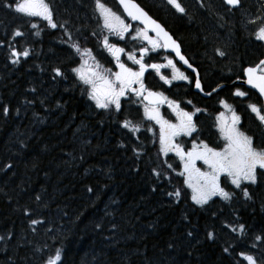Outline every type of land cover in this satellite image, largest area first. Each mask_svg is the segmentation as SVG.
Wrapping results in <instances>:
<instances>
[{
    "label": "trees",
    "instance_id": "trees-1",
    "mask_svg": "<svg viewBox=\"0 0 264 264\" xmlns=\"http://www.w3.org/2000/svg\"><path fill=\"white\" fill-rule=\"evenodd\" d=\"M49 2L57 22L70 21L73 40L90 49L102 68L114 72L101 42L94 0ZM104 2L121 13L114 0ZM136 2L180 42L204 87L214 89L257 61L258 48L249 36L255 25L247 20L257 16L258 0H242L243 9L235 16L225 13L221 0H203L205 7L197 0H181L186 15L163 0ZM222 15L226 19L221 20ZM33 22L40 27L32 29L28 18L0 7V41L9 40L19 28L25 36L13 43L31 51L27 60L13 65L7 45L0 48V235L13 237L0 241V264H44L55 249L62 251L61 264H232L222 252L230 234L221 221H231L233 210L218 197L205 206L207 211L190 199L177 204L167 197L165 189L183 188V178L176 175L179 163L173 156H158L156 136L146 131L152 124L144 120L136 100L122 99V111L115 116L97 109L71 70L79 66L81 55L63 42V30ZM110 42L138 48L128 39L112 37ZM216 49L227 56H217ZM54 67H61L66 78L54 79ZM165 90L187 110L191 105L186 102L195 99L192 84L183 83L180 96L174 85ZM223 90L209 105L199 102L204 111L197 120L198 134L216 147L220 140L212 119L222 110L218 97ZM242 112L247 127L258 133L254 117L246 109ZM125 118L142 121L139 141L121 128ZM133 144L143 153L140 159L131 151ZM164 159L176 170H168L172 184H160L152 175V168ZM8 163L11 169L4 167ZM153 187L158 190L153 192ZM262 204L264 186L254 190V202L235 205L241 222L257 234L264 231ZM212 213H218L215 219ZM32 220L42 223L33 225ZM213 227L215 242L205 235ZM190 228L191 238L185 235Z\"/></svg>",
    "mask_w": 264,
    "mask_h": 264
},
{
    "label": "snow or ice",
    "instance_id": "snow-or-ice-1",
    "mask_svg": "<svg viewBox=\"0 0 264 264\" xmlns=\"http://www.w3.org/2000/svg\"><path fill=\"white\" fill-rule=\"evenodd\" d=\"M117 2L123 10L122 13L114 11L104 0H94L93 9L98 15V26L102 29L101 42L103 47L112 56L118 69L115 72L111 69L102 68L90 49L82 48L78 41L73 40V33L67 27L70 21L65 20L63 24L57 22L49 0H0V7L28 18L32 29L40 27L37 22H33L39 20L44 22L48 28L63 30L64 35L67 36V40L63 42L68 43L75 53L81 55L79 67H73L71 70L80 83L85 86L84 91L88 99L94 102L97 109L103 110L109 116L120 114L122 98H126L130 94L136 98L135 102L142 103L144 120L159 126L158 156L167 158L172 153L179 159L182 166V171H176L173 165L164 159L157 162V167L152 168V175L160 184L164 180L172 184L168 170L176 171L177 176L183 177V188L174 186L171 190L165 189V195L174 198V202L177 204L182 199H190L193 205L204 211H207L205 206L210 205V202L215 203V198L218 197L233 210L234 214L231 221H221L222 229H227L230 234V238L224 241L222 252L231 258L232 264H264V231L259 234L252 232L248 225L241 222L242 218L238 215V209L235 207L241 201L244 202L245 206L248 202H254V190L264 186V142L257 143L254 135L241 128V117L232 105L224 100H221L220 104L225 112H221L216 117V128L220 139L224 142L223 146L217 149L209 146L203 140L197 142V138L193 136L194 133L198 132L194 117L204 110L195 108L194 111H187L181 107V102L170 99L163 92L150 89L145 83V73L151 68L166 85H171L172 81L194 82L195 89L203 93L204 88L197 68L182 52L180 42L136 0H117ZM197 2L201 7H205L203 0H197ZM166 3L176 13L187 14V8L181 0H166ZM221 4L225 13L232 16L243 9L242 0H221ZM220 19L224 20L226 16L222 15ZM247 24L255 25L249 29L250 38L260 46H264V16L249 18ZM91 34L97 35L95 31ZM129 34L131 35L129 36ZM35 35L39 36L40 32L37 31ZM24 36L25 33L16 28L13 29L9 40L0 41V48L7 45L8 58L13 65L19 64L21 58L27 60L31 55L30 49L21 50L15 46V44H19L17 38ZM111 37L121 41L130 38L132 41L139 42L141 45L138 50L139 56L136 55L135 50L126 52L125 47L111 43ZM161 50L174 53L180 62L191 69L192 73H195L194 81L176 66L173 59L165 57L166 64L145 62L146 56ZM215 52L221 58L227 56L225 51L216 49ZM122 55H126L127 60L131 61L132 64L138 65V70H134L123 62L121 60ZM162 68H171V79L161 75L160 70ZM52 72L54 79L57 77L66 78L61 67H54ZM242 76L244 79L240 82L256 90L259 96L264 98V59H260L253 66L244 67ZM204 94L211 96L212 92ZM234 95L246 97L248 92L238 87L234 91ZM186 103L191 105L193 102L188 100ZM163 105L171 110L175 116V122L162 115L160 108ZM248 108L258 122L257 127L264 130V105L250 103ZM2 111L5 116L9 114L7 106L3 107ZM120 126L131 133L135 141L140 140L136 134L141 132L142 121L134 122L125 118ZM146 131L153 132L152 126H147ZM153 136H156L155 132H153ZM181 137L191 138L190 150H185L183 142H180ZM153 143H157V140H153ZM120 146L125 147L123 144ZM131 151L137 159L143 155L135 144L131 146ZM198 161L206 166V171L197 167ZM4 167L11 169L13 164L8 163ZM137 171H139L138 168ZM185 188L189 190L188 193L184 191ZM88 190L92 191L91 188ZM157 190V187L152 188L153 192ZM262 208H264V204H262ZM222 211L223 209H221ZM217 215L218 213H212L213 219ZM183 218L190 223L187 215ZM31 223L36 225L42 221L32 220ZM185 235L191 238L194 237V232L190 228ZM205 235L209 241L215 242L218 239L214 227L206 230ZM12 238L10 233L6 236L0 235V241H10ZM61 262L62 251L55 249L52 254L48 255L44 264H61Z\"/></svg>",
    "mask_w": 264,
    "mask_h": 264
},
{
    "label": "flooded vegetation",
    "instance_id": "flooded-vegetation-1",
    "mask_svg": "<svg viewBox=\"0 0 264 264\" xmlns=\"http://www.w3.org/2000/svg\"><path fill=\"white\" fill-rule=\"evenodd\" d=\"M258 4H259V7H258V11H257V16H264V0H258ZM256 16V17H257ZM255 17V18H256ZM130 22V21H129ZM131 35V34H129ZM112 38V37H111ZM110 38V40H111ZM128 41H132L130 40V38H128ZM135 42V41H134ZM256 45H257V48H258V55H257V61L254 63V65L256 63H258V61L260 59H264V46H260L257 42H256ZM141 46V45H140ZM139 47V45H138ZM140 48V47H139ZM125 51L126 52H129V51H133L131 49H128V48H125ZM160 52V53H159ZM159 52H153V53H150L148 56L145 57V62L146 63H159V64H166L167 63V60L165 59V57L169 58V59H173V57L170 55V54H166V53H163L161 51ZM137 56H139V51L137 52ZM106 58H109V60L111 62H114V59L112 58V56L107 53L106 54ZM126 55H122L121 56V60L123 62H125L126 64H128V66L132 67L133 69L135 70H138V65H132L131 63H128L129 60H126ZM176 66L181 70L183 71L186 75L189 76V78L191 80L194 81L195 79V76L190 74L188 71L182 69V67L179 65V64H176ZM253 66V65H252ZM114 67V70L116 68V66H113ZM116 70L118 71V69L116 68ZM160 73L161 75H164L166 77H168L169 79H171V76H172V70L171 68H162L160 70ZM199 78L201 80V76L199 75ZM244 79V77L242 76V71L240 72V74H238L236 77H233V78H230V79H226L224 83L218 85L217 87H215L214 89H216V91H213V89L211 87H204L203 83H202V80H201V83H202V86L204 88V92L203 93H197V92H194V82L193 83H188L186 81H172L171 85H166L163 83L162 80H160L159 76L156 74V72L154 70H152L151 68H149V70L145 73V83L146 85L154 90V91H158V92H163L165 95H167L170 99H172L168 92L165 90L169 87H171L172 85L175 86V91L176 93L180 96L182 94L181 90H179L180 86L183 84V83H188V84H192V92L194 93L195 95V99H193V103L191 104V106L188 108V110L190 111H194L195 108H200L199 106V102L201 103H205L207 105H209V100L212 101V98H213V95L218 92L219 90L221 89H224V93H222L221 95H219L218 97V101H219V105L221 106L220 104V101L221 100H224V101H227V103H229L230 105H232L233 109L236 111V113L241 117V128L248 132L249 134L251 135H254L256 137V141L257 143H261V142H264V130L260 129V128H257L258 129V133L255 132L254 129H252L250 126L247 127L246 125V120H245V116L243 114V110H248L249 113L254 117V114H252L248 108V105L250 103H255L257 105H264L263 103V100L262 98L255 92L253 91L252 89L250 88H247L246 86H244L240 81ZM177 86V88H176ZM240 88L241 90H244V91H247L248 92V95L246 97H236L234 95V91L237 89V88ZM164 89V90H163ZM206 92H212V95L211 96H208L204 93ZM127 99L128 98H131L133 100H136V98L134 96H132L131 94L126 97ZM126 98H122V99H126ZM138 105H142V103H139L137 102ZM141 107V106H140ZM222 108V106H221ZM143 108H141V114L143 116V111H142ZM185 110H187L186 108H184ZM187 110V111H188ZM160 111L162 113V115H164V117L166 119H170L172 122H175V116L172 114L171 110L168 109V107L166 105H163L161 106L160 108ZM201 113V112H200ZM198 113L196 115V117H194V119L198 120L199 118V114ZM220 113V112H219ZM218 113V114H219ZM217 114V115H218ZM216 115V117H217ZM216 117L214 118V121L212 119V122L215 123L216 125ZM255 119V117H254ZM256 120V119H255ZM150 122V121H149ZM257 122V121H256ZM152 124V128L155 129V133L158 132L159 130V126L158 125H155L153 122H150ZM258 123V122H257ZM215 133V132H214ZM216 137L218 138V141L220 140V144L218 147H216V144L215 146H212L209 144V146L211 147H215L217 149H219L221 147V139H220V136H219V132L216 128V133H215ZM194 137L197 138V142H199L200 140H203L204 142H207L206 140V136L204 135H201V134H198V132L194 133L193 134ZM184 141V148L185 150H190L191 149V138H188V137H181L180 138V142H183ZM208 143V142H207ZM174 158H176V160L178 161V166L180 168V171H182V166L180 165V161L179 159L174 155V154H171ZM197 167H200L202 170H207L206 169V166H204L202 164V162L198 161L197 162ZM183 178V177H182Z\"/></svg>",
    "mask_w": 264,
    "mask_h": 264
},
{
    "label": "water",
    "instance_id": "water-1",
    "mask_svg": "<svg viewBox=\"0 0 264 264\" xmlns=\"http://www.w3.org/2000/svg\"><path fill=\"white\" fill-rule=\"evenodd\" d=\"M114 1L116 2V4L118 5V7L120 8V10L123 11L122 8L120 7V5L118 4L117 0H114ZM141 27H142V26H141ZM163 52H165V51H163ZM165 53H168V54L172 55L173 58H174V60H175V62H176L177 64H179V65L182 67V69L188 71L190 74H192V75L195 76V73H192L191 69L187 68L186 65H184L182 62H180V61L178 60V58L175 57V54H174V53H171V52H165ZM243 85L246 86L247 88H249L246 84H243ZM250 89H251V88H250ZM193 90H194V92L202 93V92L198 91L197 89H195V86H194V89H193ZM252 90L255 91V92L259 95V93H258L256 90H254V89H252ZM205 96H206V95H205ZM262 100H263V103H264V98H262Z\"/></svg>",
    "mask_w": 264,
    "mask_h": 264
},
{
    "label": "rangeland",
    "instance_id": "rangeland-1",
    "mask_svg": "<svg viewBox=\"0 0 264 264\" xmlns=\"http://www.w3.org/2000/svg\"><path fill=\"white\" fill-rule=\"evenodd\" d=\"M163 1L166 2V0H163ZM129 36H130V35H129ZM130 40H131V39H130ZM135 44H137V45H139V47H141L139 42L135 41ZM139 47H138L137 49H135V51H136V55H137V52H138V50H139ZM104 50H105V52H107L106 49H104ZM107 53H108V52H107ZM126 58H127V56H126ZM126 60H127V59H126ZM110 62H111V61H110ZM128 63H131V64H132L131 61H129ZM111 64H112L113 66H115V61H114V62H111ZM127 65H128V64H127ZM132 65H134V64H132ZM78 67H79V66H78ZM134 70H135V69H134ZM115 71H117L116 68H115L114 72H115ZM91 102L94 104L93 101H91ZM94 105H95V104H94ZM140 106H141V108H143L142 105H140ZM142 111H143V109H142ZM221 112H225V109H223V107H222ZM221 112H220V113H221ZM220 113H219V114H220ZM219 114H218V115H219ZM226 114H227V113H226ZM218 115H217V116H218ZM153 132H155V129H153ZM158 134H159V130H158V132L156 133L157 148H158ZM223 143H224V142L221 140V147L223 146ZM171 154H172V153H170L169 155L172 156ZM162 157H163V156H162Z\"/></svg>",
    "mask_w": 264,
    "mask_h": 264
}]
</instances>
